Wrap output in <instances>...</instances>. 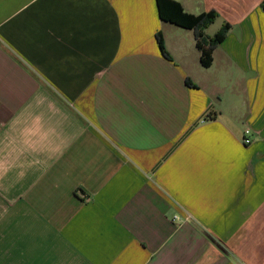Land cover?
I'll use <instances>...</instances> for the list:
<instances>
[{
	"label": "crops",
	"instance_id": "0c3cea01",
	"mask_svg": "<svg viewBox=\"0 0 264 264\" xmlns=\"http://www.w3.org/2000/svg\"><path fill=\"white\" fill-rule=\"evenodd\" d=\"M177 1L210 67L157 0H0V264H264L263 0Z\"/></svg>",
	"mask_w": 264,
	"mask_h": 264
},
{
	"label": "trees",
	"instance_id": "16d2710c",
	"mask_svg": "<svg viewBox=\"0 0 264 264\" xmlns=\"http://www.w3.org/2000/svg\"><path fill=\"white\" fill-rule=\"evenodd\" d=\"M157 7L159 17L166 22H170L177 26L192 29L194 31L196 46L200 51V63L203 67H210L213 62V52L217 46L224 41L229 32L231 25L225 22L218 31L209 36L205 30L211 25L219 16L216 10L204 11L199 14H192L187 12L182 4L177 0H157ZM264 11V0L261 3ZM157 42L162 54L170 59L171 55L168 52L162 32H158ZM188 84L191 81L187 80Z\"/></svg>",
	"mask_w": 264,
	"mask_h": 264
},
{
	"label": "built area",
	"instance_id": "2783aa9c",
	"mask_svg": "<svg viewBox=\"0 0 264 264\" xmlns=\"http://www.w3.org/2000/svg\"><path fill=\"white\" fill-rule=\"evenodd\" d=\"M251 136H252V131L249 128H246L243 133V142L245 144H251L252 143Z\"/></svg>",
	"mask_w": 264,
	"mask_h": 264
}]
</instances>
